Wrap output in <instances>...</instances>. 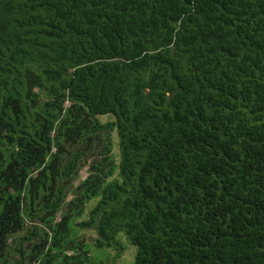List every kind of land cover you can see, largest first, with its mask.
I'll list each match as a JSON object with an SVG mask.
<instances>
[{"label": "trees", "instance_id": "obj_1", "mask_svg": "<svg viewBox=\"0 0 264 264\" xmlns=\"http://www.w3.org/2000/svg\"><path fill=\"white\" fill-rule=\"evenodd\" d=\"M0 264H264V0H0Z\"/></svg>", "mask_w": 264, "mask_h": 264}, {"label": "rangeland", "instance_id": "obj_2", "mask_svg": "<svg viewBox=\"0 0 264 264\" xmlns=\"http://www.w3.org/2000/svg\"><path fill=\"white\" fill-rule=\"evenodd\" d=\"M87 176V171H86V169L85 170H83L82 171V175H81V178L83 179L84 177H86ZM132 250H131V248H129V250L126 252V255H125V259L127 260V261H130L131 259H132Z\"/></svg>", "mask_w": 264, "mask_h": 264}]
</instances>
